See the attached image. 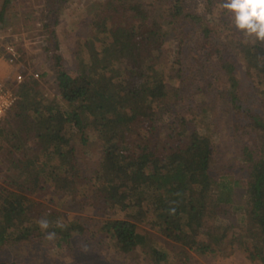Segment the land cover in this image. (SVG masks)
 Listing matches in <instances>:
<instances>
[{"label":"trees","instance_id":"16d2710c","mask_svg":"<svg viewBox=\"0 0 264 264\" xmlns=\"http://www.w3.org/2000/svg\"><path fill=\"white\" fill-rule=\"evenodd\" d=\"M3 1L0 20L11 2ZM66 1L52 0L50 12ZM157 2L166 7L154 10ZM95 3L75 74L62 65L55 30L45 24L60 99L30 75L17 83L18 100L0 121V251L39 239L69 243L88 225L44 201L89 196L107 212L94 227L96 242L107 239L121 255L148 248L154 262L167 260L140 227L150 221L202 255L251 238L252 257L264 264V43L245 37L227 10L215 15L223 0H205L203 11L188 0ZM168 35L175 56L166 61ZM215 109L224 120L211 118ZM89 131L102 153L85 176L78 154ZM217 139L233 147L246 183L229 171L217 174ZM233 209L245 210L246 230L221 217ZM41 218L49 228H40Z\"/></svg>","mask_w":264,"mask_h":264},{"label":"rangeland","instance_id":"374dc122","mask_svg":"<svg viewBox=\"0 0 264 264\" xmlns=\"http://www.w3.org/2000/svg\"><path fill=\"white\" fill-rule=\"evenodd\" d=\"M96 1L68 0L60 6L58 12L51 13L52 0H11L5 9L3 19L0 20V29L9 36L10 41L17 40L21 56L18 61L19 65L9 64L0 70V80L4 86L12 89L17 88L16 74L20 71L26 77L38 72L40 75L36 79L41 81L46 93L52 98L60 99L56 80L58 67L51 57L52 50H47V48L51 49L53 44L45 40L47 30L45 24L51 23L55 30L56 40L52 38V42L55 40L58 44L57 52L63 58L62 65L68 72L75 74L78 67L75 54L81 53L77 51L80 37L88 29L87 23L89 16L93 13ZM141 1L147 3L148 7L152 5L151 0ZM3 2L0 0V13L3 10ZM188 3L198 11L206 10L205 0H188ZM221 5L222 3L216 4L214 8L216 16H219L221 11H225ZM164 7H166L164 2H157L152 6L154 10H162ZM226 15L231 14L227 12ZM174 45L171 35H168L164 51L166 61L175 56ZM194 45L195 43H191L189 47L192 49ZM190 56L194 58L191 52ZM44 73L46 75L42 78ZM194 87H196L195 84L190 90H195ZM246 87L248 88V86ZM245 92L246 88L244 94ZM194 97L198 98L197 94ZM214 111L215 114L211 117L214 121L217 119L219 121L224 120L223 117H220L222 111L219 112L218 109ZM230 132L234 133L232 130ZM86 135L89 138L88 143L82 145L78 157L82 161L80 166L83 169V175L88 176L91 173V168H95L94 164L101 156L102 143L93 132L89 131ZM216 142L219 148V165L221 166V170H218L217 174L229 171L233 173V177L239 178L242 184L246 183V173L242 170L241 172L238 171L242 167V163H237L235 158L231 157L234 152L233 147L227 142L224 149L222 140L217 139ZM226 149L229 151L228 155ZM225 166H227L226 169H224ZM47 195L49 196V194ZM88 197L84 201L71 200V204L61 203L54 197L50 199V196L44 201L49 207L60 211L69 221L80 219L82 222H86L88 225L86 231L79 234L74 233L70 242L62 243V245L55 241L39 239L33 244L5 247L0 251V262H7L8 264H158L153 261V255L148 248L138 249L128 255H121L108 244L107 239L103 241L102 238L100 242H96L100 238L97 237L94 227L106 218L105 213L107 212L99 211L97 205H94L93 199ZM237 212L233 209L229 213H221V217L229 223L238 224V227L243 226L246 230L245 226H247L246 222L248 223V221L241 220L242 215L244 218L246 217L244 215L245 210H240L242 214ZM140 227L151 232L153 245H157L160 250L167 253V260L160 264H262L258 258L252 257L257 241L251 238L243 244L241 242H235L232 245L226 244L221 253L202 255L194 250L185 249L180 243L167 238L160 233L158 228L153 227L150 221L140 223ZM182 248L187 253H184Z\"/></svg>","mask_w":264,"mask_h":264},{"label":"clouds","instance_id":"9594fccd","mask_svg":"<svg viewBox=\"0 0 264 264\" xmlns=\"http://www.w3.org/2000/svg\"><path fill=\"white\" fill-rule=\"evenodd\" d=\"M221 6L231 14L229 18L245 37L264 43V0H223ZM38 223L42 230L50 226L46 218H41ZM57 226L64 227L59 221ZM54 237L55 233H49L47 239Z\"/></svg>","mask_w":264,"mask_h":264},{"label":"built area","instance_id":"2783aa9c","mask_svg":"<svg viewBox=\"0 0 264 264\" xmlns=\"http://www.w3.org/2000/svg\"><path fill=\"white\" fill-rule=\"evenodd\" d=\"M21 53L17 40L10 41L9 36L0 29V70L9 64L18 63ZM35 78L39 77V73L32 74ZM26 78L23 72L16 74V82L20 83ZM18 100L16 89L7 88L0 80V121L8 114L9 110Z\"/></svg>","mask_w":264,"mask_h":264}]
</instances>
